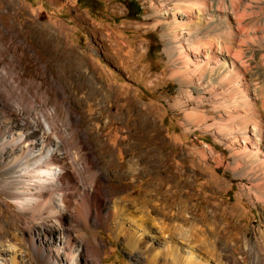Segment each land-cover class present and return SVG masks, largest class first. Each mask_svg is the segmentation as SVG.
<instances>
[{
	"label": "rangeland",
	"instance_id": "obj_1",
	"mask_svg": "<svg viewBox=\"0 0 264 264\" xmlns=\"http://www.w3.org/2000/svg\"><path fill=\"white\" fill-rule=\"evenodd\" d=\"M214 1L220 10L237 9L239 30L232 27L227 34L216 22L208 25L210 31L201 32L196 20L182 25L197 33L199 44L209 38L217 44L222 34L220 41L239 68L235 74L244 95L231 75L218 79L204 72L190 79L174 74V64L164 52L171 21L160 19L156 1L0 0V15L11 17L7 26L0 22V72L9 65L15 72L0 83V103L14 106L15 93L5 91L9 85L31 92L36 100L29 116L55 110L54 121L91 145L88 151L96 158L100 176L115 184L106 186L104 193L114 202L110 210L122 231L112 230L113 221L109 228L104 223L96 227L93 215L88 224V237L97 242L90 243L97 264H155L127 245L143 226L151 232L145 242L152 240L157 227L192 239L191 248L174 240L177 248L185 249L180 256L191 254L192 264H264V167L257 169L244 152L235 151L242 140L254 145L257 139L264 145V0ZM211 26L222 29L214 31ZM130 103L146 110L154 121L159 131L154 153L165 160L162 164L150 165L144 156L139 162L132 159L129 150L136 142L132 137L136 129L125 118ZM67 112L72 117L69 125ZM140 152L144 153L142 148ZM2 180L0 216L12 221L14 210L3 203ZM123 185L128 188L123 190ZM143 197L148 201L144 208ZM141 207L152 219H142ZM103 210L108 214L109 209ZM79 228L85 231L82 225ZM196 243L199 249L193 248ZM154 248L157 253L165 250L162 245ZM4 260L0 257V264ZM22 263L37 264L31 256Z\"/></svg>",
	"mask_w": 264,
	"mask_h": 264
},
{
	"label": "bare ground",
	"instance_id": "obj_2",
	"mask_svg": "<svg viewBox=\"0 0 264 264\" xmlns=\"http://www.w3.org/2000/svg\"><path fill=\"white\" fill-rule=\"evenodd\" d=\"M150 1L151 4L154 1L157 2L155 4V12L159 15L161 20L169 19V21H171L172 27L170 32L168 35L164 36L166 40L164 52L168 59L173 62L172 64H174L175 71H177L174 72V74H179L181 78H190L200 75L199 73L206 72L210 76L218 77V79H220L219 77L222 78L226 75H231L234 77V84L237 86L239 85V76L235 74V71L239 68L234 60H232L234 58V52L232 53L233 58H231V54L229 55L230 50L228 52V49L226 50V48H224V43L220 41L222 39V34L220 40H218L219 37L217 38V44L216 42H211L209 40L210 38H206L209 41H203L205 43L199 44L197 41L198 39L196 38L197 33L195 34L190 26L188 27L191 29L185 26L183 27L182 25L185 21L196 20V26H199V29L202 32L208 28L210 31V26L208 27V25L217 22L219 24L221 23V25L227 30H225L227 33L228 31H231L232 27L237 28L240 26V17H238L239 14L237 15V9L234 10L231 7L230 10H220L218 8L219 5L217 6L214 0H210V2H206V0ZM251 2L253 3V1ZM237 5L238 4L236 3L235 6ZM220 6H222V4H220ZM10 18L11 17L8 14H2L0 15V22L2 25L4 23L5 26H7L8 24L6 23H8ZM202 21L206 22L204 26L199 24V22ZM191 23L192 22H190V24ZM211 27H213L214 31L216 29L219 31L221 26H216V29L214 26ZM237 29L239 30V28ZM196 32L199 34L198 30ZM225 32L223 33L225 34ZM208 36L209 34H207V37ZM211 36L216 38V36L219 35L215 36L211 33ZM227 38H229V35ZM225 40L228 41V39ZM225 45L228 46V43ZM2 49L0 50L2 51ZM174 51L176 52L175 56ZM9 67H3L0 72V83L7 78H11L13 73L15 74V72ZM201 80H203L202 77ZM188 82L190 83L191 80ZM182 83L184 82L182 81ZM238 87L240 88V85ZM231 88L232 87L230 86V90ZM15 89L16 87L13 85H9V87L5 89L7 94L15 93L16 95L13 107L0 103V173L2 175L0 178L3 179V195H5L6 200H10V202L3 200V203L7 208L11 207L14 210L12 213V221L4 214L0 216V257L5 259L4 264H20L17 260L20 255L18 253L22 250L17 248V246L21 249L25 246L26 250L21 252V254H23L21 256V264H24L22 263V260L28 256H31L32 261H35L37 264H77L78 259L83 260L84 264H97L99 261L97 252L90 244L91 241L92 243L97 242L93 238L89 239L88 224L93 215V222L96 227L101 226V224L104 223L109 228L108 223L113 221L114 228L112 230L115 229V231L117 230L118 232L122 231L119 222L115 221V216L113 215L115 213L110 210L113 209L114 205L112 204L114 202L112 203L108 200L104 193L106 186L115 188L113 187L115 184H113L112 180L100 176L101 173L98 168V163H96V158L88 151L91 149V145L88 143L83 144V141L76 137L74 131L62 129L61 125L56 123V120L54 121V118L57 117L55 110L54 112L53 110L52 112L44 111L46 113L40 111L34 113L32 117L29 116L30 109H33L31 103L32 101L34 102L36 98L26 89L20 90L17 88V91ZM244 90L245 89L240 90L242 95L245 93ZM245 101L247 102V100ZM245 104L243 106H245ZM232 106L234 107L235 105L233 104ZM246 106L249 109L247 104ZM75 111H77V109ZM145 111L146 110H143L136 104L130 103L125 111L126 114L124 113L128 123L131 124L133 129H136V132L132 134V137H136V142L131 144L132 146L130 147L131 149L129 152L134 153L132 159H136V162H139V157L144 156L147 158L148 164L155 166L158 163L162 164L165 160L157 156L159 154L154 153V149L157 146L155 144V139L158 136L159 131L155 128L154 121ZM238 112L239 111L236 113ZM67 113L68 117L66 120L67 125H69V119L72 117H70L71 112ZM238 115L239 114H236L235 116ZM230 117H232V115H230ZM225 119L228 120L229 118ZM236 119H234V121H236ZM242 120L244 121L247 119L244 118ZM242 120L241 122H243ZM247 123L249 122L247 121ZM247 123L245 122V125H247ZM215 125H217V123H215ZM241 129L243 131V128ZM239 132L236 133L239 135ZM224 133L226 134V132ZM255 133L257 134L256 130ZM260 137L262 139L263 136ZM250 144L247 141L242 140L241 145H238V149L241 151L237 148L234 150L241 153L244 152L249 161L250 159L254 161L257 165V169L258 166L264 167V145L257 139L254 145ZM141 148L144 153L140 152ZM156 159H158V161ZM121 188L126 190L128 186L123 185ZM142 199V206L144 208V206H148V201L146 197H143ZM178 202L183 204V201L181 200ZM143 208L141 207L142 215L140 214L142 219L146 221L152 219L151 216L148 215V212ZM103 209H109L108 214L107 210L104 212ZM81 225L84 227L85 231H82L79 228ZM175 229L176 228H174V230ZM170 230L171 229L168 227H157L155 234H153L154 236H152V240L150 242H145V237L149 236L151 232L148 231L146 226H143V228L138 229L133 238H129L127 245L130 249L139 254H143L145 259L151 263L182 264V262H185L186 264H192L191 261H193V259L191 254L185 252L186 256H180V253L184 252L185 249L177 248L174 244V240L179 238L188 244V248H191L190 245H194L195 243H192V239L189 241L179 233L171 232ZM10 241H12V244L5 246V243ZM154 245H162L165 250L163 253H157ZM196 246L198 249L200 248L197 243L193 248ZM8 256L9 258L7 259ZM159 257H161L162 260L157 261Z\"/></svg>",
	"mask_w": 264,
	"mask_h": 264
},
{
	"label": "trees",
	"instance_id": "obj_3",
	"mask_svg": "<svg viewBox=\"0 0 264 264\" xmlns=\"http://www.w3.org/2000/svg\"><path fill=\"white\" fill-rule=\"evenodd\" d=\"M128 12H129V11H128ZM128 14H130V12H129Z\"/></svg>",
	"mask_w": 264,
	"mask_h": 264
}]
</instances>
